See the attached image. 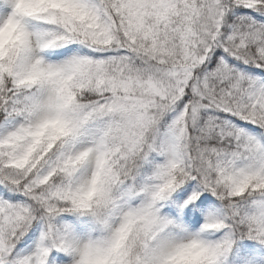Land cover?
<instances>
[{"label":"snow or ice","instance_id":"6c2138e0","mask_svg":"<svg viewBox=\"0 0 264 264\" xmlns=\"http://www.w3.org/2000/svg\"><path fill=\"white\" fill-rule=\"evenodd\" d=\"M0 264H264V0H0Z\"/></svg>","mask_w":264,"mask_h":264}]
</instances>
